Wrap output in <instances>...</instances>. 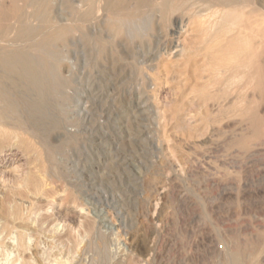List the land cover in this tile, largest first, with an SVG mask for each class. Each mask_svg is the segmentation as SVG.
<instances>
[{"label": "rangeland", "instance_id": "obj_1", "mask_svg": "<svg viewBox=\"0 0 264 264\" xmlns=\"http://www.w3.org/2000/svg\"><path fill=\"white\" fill-rule=\"evenodd\" d=\"M57 1L72 19L70 0ZM238 1L201 2L200 29L170 54L149 37L76 25L56 46L63 93L45 95L39 122L26 111L37 95L12 89L18 114L0 123V264H264V28L231 41L236 25L222 21L251 14L264 26V0ZM15 9L34 11L0 0V23ZM248 37L263 42L260 57L231 70ZM242 85L247 101L234 97Z\"/></svg>", "mask_w": 264, "mask_h": 264}, {"label": "bare ground", "instance_id": "obj_2", "mask_svg": "<svg viewBox=\"0 0 264 264\" xmlns=\"http://www.w3.org/2000/svg\"><path fill=\"white\" fill-rule=\"evenodd\" d=\"M25 1H26L27 5L34 8V11L32 12V14H29L28 16L24 15L25 16L24 17L22 15V13H20V11H19V13L16 12V9H17L16 8L14 10L16 12V14L14 12V15L12 16L13 18L11 20H9L8 23H5V24L0 23V36H1V38H0V102L2 104L4 102V104H5L3 112L0 111V123L8 120V118H10V116H13L14 114H18L17 100L13 97L14 92L12 93L11 91H12V89L19 88L20 86H22L25 89V91H27V93L29 92V93H34L35 95H37L36 100H29L27 102L28 109L26 111L32 115V118L37 119L38 122L42 118H44L43 115H45V114L43 112L42 102L45 100L44 99L45 95H48V93H51L52 91H56V92L60 91L61 93H63L64 87H65V85L61 82L62 78L59 81L60 77L55 72V70L57 68V61H55V58L59 54L56 51L57 50L56 46H57L59 41L67 42L70 39L69 38V33H70L69 31L72 30L76 25H83V24L86 25L87 22L92 23L91 25H97V24L103 23V24H106V26L113 32L115 37H118V36H121L124 34L130 40H134L137 37H139L140 39H144V37H149V39L151 40V43H152L151 45L156 44V47L159 48L156 50H160L163 47V48H165L167 54H170V53H175V52H183L187 49L188 43H186V42H187L189 36L187 37L186 35H187L188 31H190V33H188V34H191V33L193 34L194 31H198L200 29L199 28L200 25H194V23L197 22L196 21L197 17L204 15V11L207 10V12H208V9H212V8L214 9L216 6H221V5L231 6L232 4H240V5L242 4L238 0H70L69 3L72 7V19H70V20L65 19L64 20L63 18H61V15H59L60 5H59V2L57 0H25ZM201 2H206L208 4V9L207 8H205V9L201 8L200 7ZM217 8H219V7H217ZM232 10L234 12L235 9H232ZM98 11H101L102 15H100V16L97 15ZM218 11L216 13H218ZM224 12H226V11H224ZM51 13H54V17L53 16L51 17V15H50ZM224 15H225V13H224ZM224 15H222V17L224 18L222 21H224L225 23L233 22L234 26L236 25L235 27L227 28V32L233 33V35H234V36H231V38H232L231 41L240 38L238 36L242 35V33H243L242 31H244V33H246L245 31H248L249 29H251V30L257 29V34H258L257 36L262 34L261 33L262 28H264V26H262L263 21H262V19L258 18V15H256L257 17H255V16L253 17L251 14L250 15H246V14L245 15L244 14L239 15L238 14L235 16H230L231 14H226L225 16ZM260 16L262 17V15H260ZM209 17L211 18L210 15H209ZM215 19H216V17H215ZM34 21H36L37 23ZM213 22H212V20H208L204 24L207 26ZM213 24H217V23H213ZM202 28H204V26H202ZM209 29H210V27H209ZM224 29L226 31V28H224ZM92 30H94V29L92 28ZM80 31H81V29H80ZM96 31H97V29H96ZM105 35H106V33H105ZM206 36H207V34H206ZM242 36H244V35H242ZM254 37H256V36H254ZM240 41H242L241 44H242V48H243V52L242 51L239 52V53H241V56L239 58H237V56H239V55H237V56H235V59L233 60L231 58L232 57V55H231V57H229V58H231L232 60H229L227 62V66L231 70L238 69L239 66H242V65L244 66L245 63H247V64L252 63V59L254 57L255 58L260 57V54H261V51L258 48L262 45L263 42H260V44H258L256 40L250 39L249 37L247 39L244 38ZM194 43H195V41H194ZM215 43H216V41H215ZM239 47H240V45H239ZM218 48H220V46ZM233 49H235V48H233ZM224 50H225V48H224ZM236 50H238V49H236ZM155 52L157 53V51H155ZM236 52H234V54ZM217 53H219V52H217ZM157 55L158 54H156V56ZM225 57H227V56H225ZM59 58H60V56H59ZM253 63H255V62L253 61ZM253 63L250 65H254ZM245 68H247V67L245 66L244 69ZM251 68H249V69H251ZM257 69H258V67H257ZM220 70H223V69H220ZM236 71L238 73V70H236ZM195 72H196V70H195ZM246 73H248V72H245V74ZM235 74H236V72H235ZM179 75H180V73H179ZM244 76H243V78H244ZM251 76H249V78ZM236 77H238V76H236ZM175 80H176V78H175ZM238 80H241V79H238ZM250 81H252V80H249V82ZM231 84H232V82H231ZM247 84H249V83H247ZM230 86H232V85H230ZM12 87H14V88H12ZM242 88H243V85L241 86L240 89H235V96L234 97H236V98L240 97L243 101H247L248 100L247 99L248 93L247 94L244 93L243 90L240 91ZM22 97H23V95H22ZM49 98H51V96ZM67 102H69V101H67ZM222 102H223V100H222ZM22 103H23V101H22ZM238 103H240V101ZM226 104H228V103H224V105H226ZM244 104H246V103H244ZM21 105H23V104H21ZM43 107L45 108V106H43ZM65 109L66 108H64V111H65ZM46 115H47V113H46ZM66 117H67V115H66ZM28 118H29V116H28ZM19 119L21 120V117H19ZM53 119H54V117H53ZM251 120H253V119H251ZM58 123H61V122H58ZM31 127H32V125H31ZM2 129H4V128H2ZM213 130H216V128H214ZM36 132H37V130H36ZM22 133H23V131H22ZM33 133H34V131H33ZM215 133H216V131L213 134H215ZM205 138H207V137L205 136ZM211 138L212 137H210V139ZM189 145H191V144H189ZM50 152H56V151H50ZM49 157H50V155H49ZM2 164L3 163L0 162V165H2ZM45 173L47 174V172H45ZM38 181H39V179H38ZM150 229L151 228H149V230ZM148 234H150V233H148ZM16 236H17V234H16ZM149 246H150L149 244L144 243L145 250L148 251L150 249ZM219 247H220V245H219ZM144 248L142 247V249H144ZM0 249L2 250V248H0ZM18 255H20V254H18ZM7 257H9V255ZM20 257H22V256H20ZM20 257L16 258L12 263H11L12 260L9 259L10 263L11 264H34L29 260H22ZM20 260H22V261H20Z\"/></svg>", "mask_w": 264, "mask_h": 264}]
</instances>
